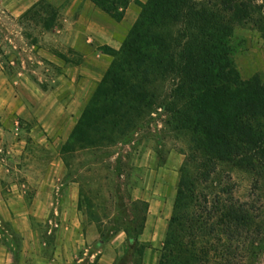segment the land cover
I'll return each instance as SVG.
<instances>
[{
    "label": "rangeland",
    "instance_id": "obj_1",
    "mask_svg": "<svg viewBox=\"0 0 264 264\" xmlns=\"http://www.w3.org/2000/svg\"><path fill=\"white\" fill-rule=\"evenodd\" d=\"M16 1L0 0V212L10 214L0 225L2 238L15 246L20 242L18 229H34L49 257L58 231L71 222L64 215L73 211L79 233L63 234L62 242L77 245L79 239L75 256L84 258L82 264L91 255L95 258L89 264L98 258L100 264H157L169 218L147 222L145 240L138 241L148 249L140 255L125 232L134 227L135 209L142 208L137 202L175 197L190 145L171 130L167 112L153 109L110 148L67 155L61 151L111 60L104 41L121 45L138 6L129 4L132 23L127 27L86 0H64L53 6L57 11L47 28L42 20L51 12L37 8L23 16L26 11L18 9ZM253 6L257 24L235 26L230 44L241 80L256 74L264 80V0H254ZM74 43L88 53L78 52ZM187 169L183 179L192 180L194 207L203 197L209 202L218 195L226 198L221 191L231 188L234 200L258 208L264 220V171L258 167L249 172L220 163L205 183L195 180V163ZM258 251L259 246L250 248L245 263L264 264Z\"/></svg>",
    "mask_w": 264,
    "mask_h": 264
},
{
    "label": "trees",
    "instance_id": "obj_2",
    "mask_svg": "<svg viewBox=\"0 0 264 264\" xmlns=\"http://www.w3.org/2000/svg\"><path fill=\"white\" fill-rule=\"evenodd\" d=\"M115 22L133 2L137 18L91 92L62 146V154L114 146L153 109L163 108L169 126L187 138L190 154L180 170L171 215L157 264H246L247 252L259 246L264 262V220L258 208L240 203L231 188L227 197L196 207L187 175L205 183L220 163L249 172L264 171V80L256 74L241 80L230 46L234 27L256 23L254 0H87ZM51 17L57 9L39 0L34 9ZM51 24V25H50ZM62 59V57H60ZM131 231L138 246L147 204L137 202ZM196 208V209H195Z\"/></svg>",
    "mask_w": 264,
    "mask_h": 264
},
{
    "label": "crops",
    "instance_id": "obj_3",
    "mask_svg": "<svg viewBox=\"0 0 264 264\" xmlns=\"http://www.w3.org/2000/svg\"><path fill=\"white\" fill-rule=\"evenodd\" d=\"M38 1L39 0H17L16 2H17V7H19L18 9L22 11H27L31 6H33ZM63 1L64 0H60L58 2L54 0L52 3L53 4L52 6L61 5ZM83 1L84 0H75L74 4H77V2L81 3ZM86 2L87 4L92 5L89 1L86 0ZM127 8H126V12L124 11L121 21L124 25L126 23V26L129 27L130 24L132 23V18L130 15H128ZM119 43H120L119 41L114 42L111 39L110 41L109 39H106V41H104V44H106L104 47L106 49H111V50L116 51L120 47L118 46L120 45ZM74 45L75 43L73 44V47L76 50H78V52H80L81 54L86 55L88 53V50H86L85 47L81 48V46H74ZM71 196L75 203L77 200V191L75 188L72 190ZM174 198L156 199L155 201H151L149 204H147V215H146V220L144 223L145 226L143 228L142 234L139 236L140 241L145 240L147 229L149 228L148 225H146L147 222L149 224L153 221H156V219L157 221L163 222V221H166L168 218H170ZM9 216L10 214L8 212L6 213L0 212V225L3 221H7L9 219ZM58 216L62 217L63 215L58 214ZM64 219L70 220L71 222L70 224L66 222L64 228L62 229L61 227V230L58 231L59 234L56 237V242L54 240L53 246L50 250L51 254L49 257L44 256L43 254L45 250L44 245H42L41 238L34 229L32 230L18 229L16 232L18 236L20 237V242L17 243V245L15 246L8 244V240L3 239L2 238L3 235L0 232V264H82L84 262V258H80L78 254L77 256H75V252L79 251L80 249L79 239L76 240L77 245H75L74 241H71V240L68 244H64L62 242L63 234L64 236L68 234H70L69 236L78 235L77 233H79V222L77 221V215L75 214V212L72 211L70 213H66V215H64ZM0 230H2L1 226H0ZM93 258H95V255H91L89 257L90 261L88 262L86 261L85 264H89V262H92L91 260H93ZM100 262H101V259L98 258L96 261V264H100Z\"/></svg>",
    "mask_w": 264,
    "mask_h": 264
}]
</instances>
